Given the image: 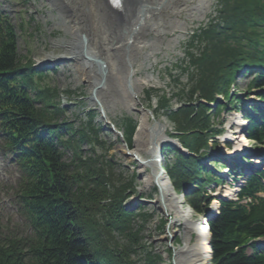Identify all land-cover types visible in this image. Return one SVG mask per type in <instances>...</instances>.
<instances>
[{
  "label": "trees",
  "instance_id": "trees-1",
  "mask_svg": "<svg viewBox=\"0 0 264 264\" xmlns=\"http://www.w3.org/2000/svg\"><path fill=\"white\" fill-rule=\"evenodd\" d=\"M261 2L223 0L221 19L226 25L212 26L204 33L209 47L203 58L195 59L194 64L200 68L197 89L201 98L206 101L214 100V93L219 91L220 86L227 82L229 84L240 68V62L244 59L237 49L230 48L229 38L240 30L247 32L245 24L248 20L254 21L249 34V42L255 51L253 55L256 60L264 61V46L257 50L259 42L255 29L257 26L264 27V4ZM235 38L238 41L236 46H239V38ZM27 73V69L21 70L16 65L15 44L11 34L8 43L0 50V85L8 88L18 76L28 75ZM261 76L256 80L257 87L261 86ZM8 94L12 97L8 106H12L13 112L9 134L11 138L19 134L28 138L27 135L36 133L37 127L46 123L47 116L34 107L21 87ZM163 103L164 107L170 108L167 99ZM206 111V106H201L197 112L192 106L172 115L178 121L181 128L179 130L188 133V137L183 140L186 145L192 142L204 144V136H199L197 132L206 127ZM250 121L249 137L263 141L264 128L253 119ZM134 130V123L129 122L130 138ZM191 146L194 147V144ZM81 166L86 169L83 176L78 172L70 174V168L63 162L58 147L50 139L43 142L32 167L31 184L27 191H23L24 212L32 219L36 236L15 240L0 235V264H111L102 256V245L98 241L94 244L92 239L98 229L95 214L101 210L100 202L107 196L109 177L103 169L92 167V162L81 163ZM83 184L85 185L82 186ZM88 184L91 186L85 191ZM175 185L179 187L177 180ZM129 188L130 185H127L124 191L114 193V202L108 211L111 217L120 218L121 202ZM255 189L254 182H250L243 193L253 194ZM201 200L200 195L196 194L191 198V203L196 209H200ZM261 236H264L263 199L249 211L243 207L233 208L224 204L220 216L210 228L214 264H264L263 255L248 257L243 248L249 240ZM119 262L122 263V260Z\"/></svg>",
  "mask_w": 264,
  "mask_h": 264
},
{
  "label": "rangeland",
  "instance_id": "rangeland-1",
  "mask_svg": "<svg viewBox=\"0 0 264 264\" xmlns=\"http://www.w3.org/2000/svg\"><path fill=\"white\" fill-rule=\"evenodd\" d=\"M210 1L212 5L209 7V11L205 18L201 19L202 16L197 10L192 11L195 12L194 18L189 19L188 16L185 17V20L189 25L188 31L185 32V34H175L167 37L164 45H162L163 50L165 51L157 56L155 59L156 63L152 65V60L151 62H146L147 65L144 66V69H141L140 66L138 68V76L146 77L152 75L155 79V84H151L147 87V92L143 94L144 104L148 110L155 114L156 119L161 121L169 120L171 122V134H176L175 132H178V121H175L174 116L168 112H164L163 101L167 98V101L170 102L169 99H172L174 95L182 93V86L187 83V78L186 76H183L179 67L182 66L183 62L186 60V47L192 39L193 33L197 29L202 28L211 16L215 15L217 0ZM196 4L198 5V1L195 2L194 5ZM0 9L9 15L15 28L21 62L24 63L26 62V59H30V62H32L35 68H47L44 72L46 73L45 82L40 86L54 88L57 95H60V98L54 101L55 103L61 104V107L65 106L67 108L65 119L70 123L72 122L74 127L80 128L82 121L87 123L88 114L92 111L97 112L98 108L94 105L92 100L94 96L93 87L88 82H83L81 80L75 62L71 59L62 62L48 61L45 62L43 66H41L39 62V60L45 55L60 57L61 55L66 54L69 50V41L71 40V37L67 33L66 27L59 17V11L52 6L50 0H0ZM197 13H199L200 19H196L195 16ZM100 19L101 26L99 29L104 28V30L109 31L111 34L110 22L104 17ZM180 37L181 40L177 45L174 46V44H170L174 38ZM169 41L170 45L169 48H167L166 45ZM123 57L124 54L121 53L119 63L122 66V75L125 73V67L121 63ZM122 77L123 76L114 78L111 76L107 85L104 87V90L100 93L108 102L110 109L109 117L112 122L120 131H124L125 128L126 138L123 142H126L130 148L134 150L136 149V134L134 138L129 137L128 131L126 130V120L133 118L137 125L139 122L132 113L127 112L126 109L122 107L123 102L129 99V91ZM176 78H179L182 85H178L175 82ZM250 79L251 76L248 74L237 80L236 91L240 92V97L243 98L242 101L245 100V90ZM247 96L251 101L256 98L254 94H248ZM118 103L122 104L116 106V109H114L113 106ZM188 103H191V100L188 99ZM182 104L183 102L176 98L170 102V106L174 109H180ZM244 105L246 104L244 103ZM111 109L113 111H111ZM97 113V121L99 122L100 114L99 112ZM100 125L103 124L100 123ZM179 129L181 128L179 127ZM98 142L101 144L95 146L96 153L93 152L90 155H88L90 151L89 144H83V155L87 158L93 157V161H100L98 160L100 157L104 163H111V166L105 168V170L108 171L107 173L111 175L108 178L109 184L106 185V191H124V188H126L127 185H130V188L127 191H140L139 187L145 185L142 179V182L139 179L140 167L135 161H129L120 155V153L116 152V147L123 146V143L119 141L121 143L119 144V142L115 140V136L110 132H103L100 135ZM94 154L96 156H93ZM144 155L149 159L150 155L148 152ZM70 157L71 152L68 151L66 154V160L68 162H70ZM0 162L1 165H9V163L1 157ZM97 165L102 166L100 162H98ZM9 166L12 169L6 172L7 179L3 178V171L0 173V226L14 235L23 234L26 231L24 222L17 212H15V209L9 200V191H11L12 187H15V179L17 178L15 170H17V168L12 164ZM213 166L214 169L219 171L222 170V166L217 165L215 162L213 163ZM147 170L149 171V169ZM198 178L203 180L201 183H198L201 189H205L212 183L220 184L223 182L221 178L216 177L208 171H202ZM157 191L158 189L155 187L151 190H147L145 193L150 199L156 200L158 197ZM162 226L164 227V225Z\"/></svg>",
  "mask_w": 264,
  "mask_h": 264
},
{
  "label": "bare ground",
  "instance_id": "bare-ground-1",
  "mask_svg": "<svg viewBox=\"0 0 264 264\" xmlns=\"http://www.w3.org/2000/svg\"><path fill=\"white\" fill-rule=\"evenodd\" d=\"M52 6L59 12V17L70 35V47L66 54L60 57L45 55L39 60L40 65L45 62H62L71 59L75 62L81 80L92 85L94 91L108 75L122 78L129 91V99L123 102V108L132 113L139 122L136 134L135 147L129 149L127 145L116 147V152L120 153L127 160L135 161L140 167L143 175L141 190H151L156 185H160L161 195L157 201L151 204L160 205L164 215H174L171 235H175L174 229L177 228L181 221L178 216L179 212L174 208L172 192L166 184L163 177L158 176L159 171L156 162L152 161L153 154L156 153L157 146L168 142V136L171 133L170 125L166 120H156L155 114L147 109L143 100V93L151 84H155L154 77H140L139 66L144 69L146 62L156 63L157 56L165 51L162 45L170 35L184 33L188 31V23L184 17L194 18L197 10L202 18L206 17L209 7L212 3L210 0H125L122 7L114 8L106 0H50ZM198 1V5H194ZM199 13L196 19H200ZM106 18L111 24V34L109 31L99 29L101 19ZM180 38H174L170 44L177 45ZM163 42V43H162ZM174 42V43H173ZM170 43V44H169ZM121 53L124 57L121 61L125 64V73L117 71L121 67L119 61ZM59 59V60H58ZM91 60H101L107 70H100V65ZM112 60V62H111ZM111 70L114 73H111ZM117 71V72H116ZM145 89V90H144ZM144 90V91H143ZM96 98V97H95ZM94 99V105H103L105 114H109L108 102L101 94ZM122 103H118L116 106ZM102 111V109L100 110ZM111 111H113L111 109ZM237 117L233 115L229 119L228 125L234 126L235 132L228 133L227 137L238 142L243 147L247 141L243 136V127L237 122ZM243 124V123H242ZM119 134H115V140H119ZM150 155V159L144 154ZM261 162L260 159L257 160ZM147 169H151L149 172ZM160 203V204H159ZM190 235H186L185 247L176 250V264H207L205 259H200L196 254L198 250L194 245L188 244ZM188 247V255L183 256V250Z\"/></svg>",
  "mask_w": 264,
  "mask_h": 264
},
{
  "label": "snow or ice",
  "instance_id": "snow-or-ice-1",
  "mask_svg": "<svg viewBox=\"0 0 264 264\" xmlns=\"http://www.w3.org/2000/svg\"><path fill=\"white\" fill-rule=\"evenodd\" d=\"M116 2L118 3V0H116Z\"/></svg>",
  "mask_w": 264,
  "mask_h": 264
},
{
  "label": "water",
  "instance_id": "water-1",
  "mask_svg": "<svg viewBox=\"0 0 264 264\" xmlns=\"http://www.w3.org/2000/svg\"><path fill=\"white\" fill-rule=\"evenodd\" d=\"M161 155V154H160Z\"/></svg>",
  "mask_w": 264,
  "mask_h": 264
}]
</instances>
